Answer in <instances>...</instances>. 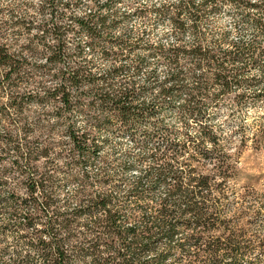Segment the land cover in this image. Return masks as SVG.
Segmentation results:
<instances>
[{
	"label": "trees",
	"instance_id": "obj_1",
	"mask_svg": "<svg viewBox=\"0 0 264 264\" xmlns=\"http://www.w3.org/2000/svg\"><path fill=\"white\" fill-rule=\"evenodd\" d=\"M222 2L255 11L249 21L264 33V0H186L156 13L173 8L176 36L188 16L195 34L198 16ZM10 5L0 9V264H256L225 209L231 154L206 119L239 70L260 61L258 45L224 35L148 45L165 75L137 79L133 46L98 33L125 12ZM94 55L112 62L98 69ZM181 94L170 127L158 115ZM124 133L135 153L109 160L104 145Z\"/></svg>",
	"mask_w": 264,
	"mask_h": 264
},
{
	"label": "rangeland",
	"instance_id": "obj_2",
	"mask_svg": "<svg viewBox=\"0 0 264 264\" xmlns=\"http://www.w3.org/2000/svg\"><path fill=\"white\" fill-rule=\"evenodd\" d=\"M40 1L0 0V9L11 4L10 6L26 9L27 13L32 15L36 13ZM54 1L60 8L62 2L69 0ZM71 1L74 3L72 10L78 15H83L89 9L94 10L96 5L101 6L100 11L102 12L106 10L109 13L113 10L125 12L123 18L115 19L111 26L106 25L104 28H99L98 33L103 38L120 35L128 43L127 48L133 46L131 53L141 59L137 79L142 78L149 69H153L160 79L165 75V65L156 63L154 57L147 54L148 50H145V47L148 45L154 46L158 43L170 45L177 39L180 43L187 45L198 38L203 46H207L222 35L230 43L254 42L258 45L260 61L239 70L241 82L236 87L232 86L228 92L220 94L216 99L217 105L208 106L206 120L217 126L216 132L219 134L220 142L224 149L231 154V163L235 169V174L229 178L226 191V213L242 229L243 240L253 247L251 256L257 257L256 264H264V33L251 25L249 21L252 14L256 12L250 10L247 17L241 16L240 11L228 2L207 6L195 22V34L191 30L188 16L183 15L185 27L176 36L170 21L173 8L162 16H158L156 9L162 5L170 8L176 3L186 0ZM192 1L197 4L199 0ZM246 1L256 3L261 0ZM139 9L142 12L139 13ZM2 17L6 16H1L0 13V19ZM107 17L111 19L112 15L109 14ZM21 31L23 34L18 35L19 41H23L26 37L32 38L35 33V29L25 33L24 30ZM82 39L84 38L82 37ZM127 59L121 58V63H125ZM92 61L96 68L101 70H105L112 62L99 55L92 56ZM127 64L131 65L130 62ZM211 90L212 88L209 89V91ZM259 91H263V94L255 97L254 93ZM237 95L240 97L236 103ZM183 96V94L178 95L173 99V103L165 106L159 112L158 117L170 127L179 124L177 122V106ZM187 129L189 131L186 132H194L193 126ZM179 132L183 133L184 131ZM103 149L109 160L119 159L126 152L135 153L136 151L127 133L118 137H110L109 143L105 144ZM237 197L239 198L237 199ZM238 200L240 201L236 202Z\"/></svg>",
	"mask_w": 264,
	"mask_h": 264
}]
</instances>
